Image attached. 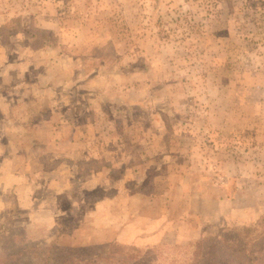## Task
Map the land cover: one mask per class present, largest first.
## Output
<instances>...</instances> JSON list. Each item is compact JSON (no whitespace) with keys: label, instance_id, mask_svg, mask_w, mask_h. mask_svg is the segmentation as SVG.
<instances>
[{"label":"rangeland","instance_id":"rangeland-1","mask_svg":"<svg viewBox=\"0 0 264 264\" xmlns=\"http://www.w3.org/2000/svg\"><path fill=\"white\" fill-rule=\"evenodd\" d=\"M0 146V264H264V0H0Z\"/></svg>","mask_w":264,"mask_h":264},{"label":"crops","instance_id":"crops-1","mask_svg":"<svg viewBox=\"0 0 264 264\" xmlns=\"http://www.w3.org/2000/svg\"><path fill=\"white\" fill-rule=\"evenodd\" d=\"M88 122V121H87ZM86 124H89V123H86ZM80 136L81 135H79V134H77L76 135V133L74 134V133H71V138H69V143L68 144H71V143H73V142H75V141H78L79 140V138H80ZM84 138L82 139L83 140V144H85L84 143V141H85V136H83ZM40 138V137H39ZM52 138H53V142H55V144H57V140L56 139H59V141H58V144H60V138H59V136H57V135H55V133H53L52 134ZM72 141H71V140ZM88 139H90V137H88ZM57 149H58V152H56L55 153V150H51V151H53L56 155H57V153L58 154H61V153H63L64 155H65V158H63V157H61V159H60V163H57V165L56 166H53L52 168H50V169H45V170H47L46 171V173H48V171L50 172V174H49V176H47L48 178H52V179H60V177L62 178L63 177V174L60 172V174H59V171L61 170L60 169V167L62 166V164H65V166H70V162L71 161H73V162H75L76 161V159H78L79 158V160H82V159H84V158H86L87 157V155H91V149H90V147L88 146V148H86V146H85V148H82L81 150H78V149H72L71 147H69L68 149L69 150H65L64 152L63 151H61L60 150V148H59V146L58 147H56ZM33 150H35V149H33ZM5 153H6V150H4V152H3V147L2 146H0V155L2 154V156H0V166H3V165H7V159H4V155H5ZM56 155H55V157H56ZM72 155H73V157H77L76 159L75 158H73L72 157ZM75 155V156H74ZM32 161H31V164H29V165H37V164H39L40 162H38V159H35L34 157H33V159H31ZM81 163H83V162H81ZM88 162H86V164H87ZM13 164H14V162H13ZM74 164V163H73ZM79 166V168L81 169V165H80V163L79 162H75V164L74 165H72V166ZM40 166V165H39ZM72 168V167H71ZM106 170V167H101V168H99V169H97V170H94L97 174H100V173H103L104 171ZM85 172L87 173L86 174V176H88L89 174H91V172H93V171H91V172H89V170H87V169H85ZM61 175V176H60ZM12 186V185H11ZM19 186V185H18ZM12 187H15L14 185L12 186ZM4 195V192H1V195H0V200L2 201V196ZM31 199V198H30ZM4 215V213L2 212V210H1V206H0V217H1V219L4 217L3 216Z\"/></svg>","mask_w":264,"mask_h":264},{"label":"trees","instance_id":"trees-1","mask_svg":"<svg viewBox=\"0 0 264 264\" xmlns=\"http://www.w3.org/2000/svg\"><path fill=\"white\" fill-rule=\"evenodd\" d=\"M112 248H113L112 253H116V252L122 253L123 248L121 246L112 244Z\"/></svg>","mask_w":264,"mask_h":264}]
</instances>
